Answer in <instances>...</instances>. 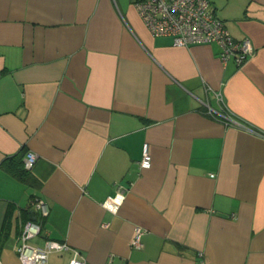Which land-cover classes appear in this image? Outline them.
Instances as JSON below:
<instances>
[{
	"label": "crops",
	"instance_id": "1",
	"mask_svg": "<svg viewBox=\"0 0 264 264\" xmlns=\"http://www.w3.org/2000/svg\"><path fill=\"white\" fill-rule=\"evenodd\" d=\"M209 1L253 45L239 66L215 43L152 35L130 0H0V164L36 155L29 181L0 166V264H21L28 218L41 228L30 244L66 241L87 264H195L199 251L264 264V0ZM117 192L111 212L102 202Z\"/></svg>",
	"mask_w": 264,
	"mask_h": 264
},
{
	"label": "built area",
	"instance_id": "2",
	"mask_svg": "<svg viewBox=\"0 0 264 264\" xmlns=\"http://www.w3.org/2000/svg\"><path fill=\"white\" fill-rule=\"evenodd\" d=\"M130 2L152 35L169 36L175 46L185 47L198 43H215L220 49L218 56L223 65L231 60L239 66L253 52L250 39L247 37L235 39L223 20L211 7L209 0H130ZM206 89L210 90V87H206ZM213 95L218 102L222 100L221 93L213 91ZM202 104L205 113L218 116L225 123L241 125L223 107L217 111L210 106L207 99ZM248 130L258 133L255 129L248 128ZM35 160L36 155L27 151L23 161L24 167L30 168ZM151 160L149 143L144 142L139 161L140 167L149 168ZM122 199L123 196L117 192L106 197L102 206L111 212H116ZM29 205L41 216L48 213L47 204L37 197L30 198ZM40 229V223L34 219H27L22 223L17 246V257L21 264H52L49 261V255L63 251L69 252L66 264H87L79 250L71 247L66 241L48 238L41 247L30 244L28 240L37 235ZM142 233L140 227H135L132 239L134 246H142L140 242ZM198 257L195 264H206L202 251L198 252Z\"/></svg>",
	"mask_w": 264,
	"mask_h": 264
},
{
	"label": "trees",
	"instance_id": "3",
	"mask_svg": "<svg viewBox=\"0 0 264 264\" xmlns=\"http://www.w3.org/2000/svg\"><path fill=\"white\" fill-rule=\"evenodd\" d=\"M21 156H23V152H20L18 154H15L13 157H8L4 159L0 166L4 168L6 171H9L12 175H14L16 178L22 180V181H29L27 176V168L24 167L22 160L20 159ZM12 158H18V161L20 163L19 167H16L15 169L9 166V160ZM31 219V218H28ZM27 220V219H26Z\"/></svg>",
	"mask_w": 264,
	"mask_h": 264
}]
</instances>
